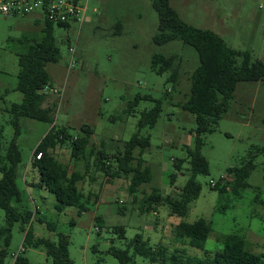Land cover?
<instances>
[{"label": "rangeland", "instance_id": "rangeland-1", "mask_svg": "<svg viewBox=\"0 0 264 264\" xmlns=\"http://www.w3.org/2000/svg\"><path fill=\"white\" fill-rule=\"evenodd\" d=\"M170 2L188 24L211 30L231 47L248 51L253 59L264 62V0ZM45 24L38 14L0 18V126L3 127L5 146L11 142L14 133L7 109L14 103H22V93L17 90L18 54L42 42ZM158 27L159 16L151 0H90L81 27L54 26L62 57L58 63L48 64L47 71L58 89L53 113L57 127L67 128L73 136L83 125L94 127L92 144L97 150L112 155L124 151L125 143L138 132L142 114L151 110L156 101L162 102L156 125L141 130V136L150 138V146L143 156L145 166L150 170V181L135 195H130V178L112 179L92 166L86 181L79 183L85 194L84 204H88L82 213L74 206L59 210L53 194L45 189L26 187L24 180L30 178L34 152L52 125L21 120L18 143L22 162L17 183L22 201H13V205L33 213L25 229L31 225L36 238L58 241L60 234L68 236L73 264H120L110 249H129L130 241L138 234L153 247L165 245L171 252L186 249L188 255L200 258L221 252L223 236L239 234L246 238L250 251L264 255V203H260L264 202V156L255 159L256 167L248 179L250 187L242 191L241 197L230 190L221 193L213 188L218 182L222 183L223 178L230 180L227 178L229 168L239 165L251 151L264 145L262 82L239 83L235 98L216 131L204 135L202 154L208 160L210 170L208 175L196 177L202 190L199 198L191 203L189 214L185 218L171 216L168 206L157 207L156 215L155 212L142 214L140 211L143 198L154 189L164 195H175L184 187L190 177L187 171L190 165L185 162V174L176 172L177 181L172 185L173 162L187 159V149L194 148L196 139L195 115L178 104L190 96V77L199 65L198 53L180 40L156 45L154 37ZM71 48L75 49L74 54ZM154 55L177 57L176 65H180L177 85L167 81L168 73L158 75L153 71ZM138 96L143 99L134 112L128 114L131 103ZM54 153L61 162L72 164L69 143L59 145ZM139 154L137 151L136 156ZM78 169L83 173L87 170L83 162L79 163ZM114 191H118L117 194ZM96 195L100 196L99 200L108 198L113 209L110 205L93 206L98 201ZM257 196L260 202L256 201ZM119 207H126V210L122 213ZM199 219L213 225L204 249L176 240L174 229L177 224L194 223ZM50 224H55V231L50 230ZM6 225V212L0 208V227ZM118 226L125 227V238L115 231ZM25 235L22 222L15 223L5 264H13L19 253L30 264H53L43 247L24 245ZM129 250L136 264H152L149 259L136 255L133 249Z\"/></svg>", "mask_w": 264, "mask_h": 264}, {"label": "trees", "instance_id": "trees-1", "mask_svg": "<svg viewBox=\"0 0 264 264\" xmlns=\"http://www.w3.org/2000/svg\"><path fill=\"white\" fill-rule=\"evenodd\" d=\"M153 8L159 16L158 33L154 43L158 46L180 40L185 45L192 46L199 57L198 67L191 73L190 96L178 106L192 113L196 117V139L193 149H187V159H177L173 162L175 172L171 175V184L177 181L178 173L183 175V166L188 162L187 171L190 177L184 187L175 195H164L154 189L146 195L141 203L142 214L157 212V207L168 206L171 216L185 218L190 211V205L201 194L202 186L196 180L198 175L209 174V162L202 154L204 135L216 131L219 121L229 109L239 83L262 82L264 84V62L253 59L248 51H240L231 47L219 34L206 29L197 28L185 22L172 7L170 0H151ZM63 28L62 26H60ZM45 36L42 42L30 46L27 52L18 54L20 70L18 73L17 90L22 93V103H14L7 112L11 115V125L14 129L11 142L3 143V127L0 126V208L6 212L7 225L0 227V264H5L9 255V247L13 240V227L22 222V229L26 235L24 245L27 247L45 249V253L53 264H73L69 255V237L59 235L58 241L46 238H36L30 225L33 213L30 210L13 205V201H22V192L17 183L19 166L22 155L18 139L21 135V120L31 119L52 125L51 129L37 146L34 155L42 154L41 159L33 162V167L40 174L39 188L47 190L55 196L58 209L74 206L80 208V213L87 210L84 204L85 194L79 183L85 182L88 170L95 166L99 172L112 179L130 178L129 193L135 195L140 187L150 181V170L145 166L144 154L150 146V138L141 136V130L147 126L154 127L162 111V102L142 114L139 130L125 143L124 151L109 154L104 150H97L92 144L95 128L90 125L80 127L76 135H71L65 127H57L54 118L56 103L45 106L46 87H53L47 65L58 63L62 57L61 49L57 45L54 35V25L47 22L43 29ZM120 34V32H119ZM176 56L165 57L154 55L152 69L158 75L169 74L167 81L174 85L179 83L180 65H176ZM142 96L136 97L131 103L128 114L134 112ZM70 144L72 164L61 162L55 156L59 145ZM139 151V156L136 152ZM264 156V145L250 152L249 156L241 160L239 165L229 168L228 179L213 187L221 193L229 190L237 197H241L243 190L250 187L248 179L255 169V159ZM93 159V161L91 160ZM84 163L86 173L78 169L79 163ZM73 166V170H71ZM94 180L95 178H91ZM223 183H225L223 185ZM260 202L259 196L256 198ZM264 203V202H260ZM126 210V207L119 208ZM123 213V212H122ZM99 219V218H98ZM100 220V219H99ZM43 222V221H42ZM51 231L56 230L55 224H50ZM122 238H125L124 226L116 227ZM213 232V225L205 219L194 223L180 222L175 226L174 234L177 241L198 249H204L205 244ZM224 248L214 256L200 258L188 255L186 249L170 251L169 247L159 245L153 247L138 234L129 243L136 255L143 256L152 264H263L264 255H258L248 249L247 240L239 234H229L222 237ZM116 247L110 253L119 260L120 264H136L130 250ZM13 264H30L29 260L19 253Z\"/></svg>", "mask_w": 264, "mask_h": 264}, {"label": "built area", "instance_id": "built-area-1", "mask_svg": "<svg viewBox=\"0 0 264 264\" xmlns=\"http://www.w3.org/2000/svg\"><path fill=\"white\" fill-rule=\"evenodd\" d=\"M90 0H0V18L38 14L54 26L80 27L86 19ZM74 54L75 49L71 48ZM72 66L74 63L71 64ZM44 93L58 94L55 87H46ZM42 154L34 155L31 164L41 159ZM213 184V183H212Z\"/></svg>", "mask_w": 264, "mask_h": 264}, {"label": "crops", "instance_id": "crops-1", "mask_svg": "<svg viewBox=\"0 0 264 264\" xmlns=\"http://www.w3.org/2000/svg\"><path fill=\"white\" fill-rule=\"evenodd\" d=\"M53 87H54V84H53ZM47 94V99H46V102H45V106H52V104L53 103H56V99H57V96H56V94H54V93H46ZM22 100H23V95H22ZM52 127V126H51ZM51 127H50V129H51ZM49 129V130H50ZM58 149V147L56 148V150ZM55 150V151H56ZM30 175V178H26L25 180H24V182H25V185H26V187L27 188H33V189H37V190H44L43 188H39V182H40V174H39V171H38V169H36V168H32L31 169V172L28 174V176ZM19 177H20V174H19ZM116 192H118V191H114V194H117ZM96 197H97V199H98V201L96 202V204L95 205H93V206H95V207H97V208H100V206H102V205H110L109 204V201L107 202V200H108V198L107 199H101V200H99L100 199V196H98V195H96ZM86 205H88V204H86ZM90 205V204H89ZM92 205V204H91ZM111 206V208L113 209V205H110ZM87 207V206H86ZM120 208V207H119ZM111 209V210H112ZM158 212V211H157ZM157 212H155L154 214L156 215L157 214ZM99 219H101V217L99 216L98 217Z\"/></svg>", "mask_w": 264, "mask_h": 264}]
</instances>
